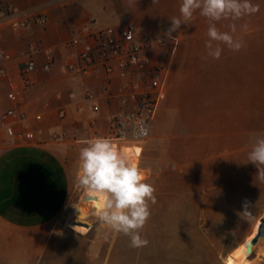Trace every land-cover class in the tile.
I'll list each match as a JSON object with an SVG mask.
<instances>
[{"label": "crops", "instance_id": "obj_1", "mask_svg": "<svg viewBox=\"0 0 264 264\" xmlns=\"http://www.w3.org/2000/svg\"><path fill=\"white\" fill-rule=\"evenodd\" d=\"M251 2L259 12L234 21L232 35L243 47L232 51L221 44V57L213 59L205 48L209 21L198 11L189 24L167 34L182 0H5L29 20L27 29L6 25L0 36V51L9 56L8 74L20 87L23 62L31 56L37 67L30 76L32 86L15 101L7 96V80L0 78V113L11 107L26 113L28 119L16 123L15 131L28 129L35 135L18 141L0 131V264H114L113 246L106 245L104 257L102 238H88L59 223L70 203L82 142L93 138L92 132L106 136L111 117L130 110L119 98L123 80L103 72L91 77L69 72L75 54L65 43L80 26L90 21L117 26L130 20L140 36H163L166 44L155 45L152 52L153 64L163 66L155 124L188 123L198 121L201 113L189 110L191 104L197 106L191 90H202L201 85L219 76L226 90L228 83L235 88L237 79L228 82L225 76L264 75V0ZM38 14L46 15L45 23L34 20ZM222 20L216 26L227 31ZM45 51L53 56L49 70L43 67ZM144 143L113 145L121 153L125 145Z\"/></svg>", "mask_w": 264, "mask_h": 264}, {"label": "rangeland", "instance_id": "obj_2", "mask_svg": "<svg viewBox=\"0 0 264 264\" xmlns=\"http://www.w3.org/2000/svg\"><path fill=\"white\" fill-rule=\"evenodd\" d=\"M225 21L231 31L234 20ZM225 77L237 79L235 88L228 83L223 90L219 76L190 91L197 106L189 110L201 109L198 121L156 126L154 119L143 152L138 146L121 149L154 186L155 202L149 201L150 216L140 230L148 241L141 248L131 247L129 236L111 230L93 212L82 219L88 238L104 240V257L106 245L113 246L114 264H229L264 217V179L247 159L254 139L264 136V75ZM72 185L59 223L74 231L69 224L76 221L74 209L85 191L76 176ZM258 251L251 264H264Z\"/></svg>", "mask_w": 264, "mask_h": 264}, {"label": "built area", "instance_id": "obj_3", "mask_svg": "<svg viewBox=\"0 0 264 264\" xmlns=\"http://www.w3.org/2000/svg\"><path fill=\"white\" fill-rule=\"evenodd\" d=\"M46 19L44 14L34 16V20L39 24L45 23ZM6 25L13 30H25L29 26V20L14 7L6 6L5 0H0V36ZM164 44L166 39L163 36H140L137 24L130 20L117 26H100L95 21L87 22L65 43V48L75 54V60L68 65L71 74L91 77L103 72L125 83L119 98L130 110L113 115L108 132L103 136L110 138L113 144L124 141L144 143L149 138L163 74V66L153 64L152 52L155 45ZM45 56L47 62L43 67L49 70L53 56L50 51H45ZM8 60L9 56L0 51V78L7 80V96L15 101L20 92L32 86L30 76L37 66L31 56L23 62L20 68L22 84L19 87L8 74ZM58 114L63 118L65 110L61 109ZM27 119L26 113L14 107L8 108L0 113V131L4 130L9 138L18 141L33 140L35 135L31 130L15 131V124ZM143 128L147 129V134H141L140 130ZM60 136L62 135H56L55 138ZM92 136L97 137V134L92 132ZM141 148L143 149V146Z\"/></svg>", "mask_w": 264, "mask_h": 264}, {"label": "clouds", "instance_id": "obj_4", "mask_svg": "<svg viewBox=\"0 0 264 264\" xmlns=\"http://www.w3.org/2000/svg\"><path fill=\"white\" fill-rule=\"evenodd\" d=\"M197 11L209 21L208 39L205 41L207 56L219 59L223 51L221 44L232 51H240L243 43L232 35L236 30L235 24L230 25L231 31H220L216 22L222 19L235 21L255 14L259 12V5L251 0H182L180 15L170 19L167 34L177 31L182 24H189ZM140 132L147 134V129ZM247 159L258 168V175L264 179V136L254 139ZM76 182L95 203L101 223L129 236L133 248L147 245L148 241L142 238L140 230L150 216L149 201L155 202V188L146 182L139 167L116 149L110 138L97 136L82 142ZM97 196L101 197L98 202Z\"/></svg>", "mask_w": 264, "mask_h": 264}, {"label": "bare ground", "instance_id": "obj_5", "mask_svg": "<svg viewBox=\"0 0 264 264\" xmlns=\"http://www.w3.org/2000/svg\"><path fill=\"white\" fill-rule=\"evenodd\" d=\"M125 146H134V145H125ZM142 175L144 177H146L145 174L142 173ZM87 195H89V194L85 193V195L83 197V201L81 202V204L78 206L76 205L77 207L74 209V214L76 217V219H75L76 221H74L75 223L69 224V226L71 228H73L74 230L81 232V233H87L90 230L89 227L84 225L82 219L86 218L90 212H93L96 215L95 203L92 201L91 198H90V200L87 201L86 200ZM96 199L98 202L101 199V197L97 196ZM262 218H264V217H262ZM260 220H261V218L257 222H255L251 234L247 238L244 239V242L241 244L237 255L229 261V264H251L249 257L256 250L258 251V249H260L258 251V252H260V256L264 258V243H263L264 240L261 242H258L256 245L253 246V252L252 253L248 252V249H247L249 241L254 236H256V234L258 233L259 226L261 224Z\"/></svg>", "mask_w": 264, "mask_h": 264}, {"label": "water", "instance_id": "obj_6", "mask_svg": "<svg viewBox=\"0 0 264 264\" xmlns=\"http://www.w3.org/2000/svg\"><path fill=\"white\" fill-rule=\"evenodd\" d=\"M86 200H90V196H86ZM261 224L259 226L258 233L256 236H254L248 243V252L252 253L253 252V246L256 245L260 239H264V218H261Z\"/></svg>", "mask_w": 264, "mask_h": 264}]
</instances>
